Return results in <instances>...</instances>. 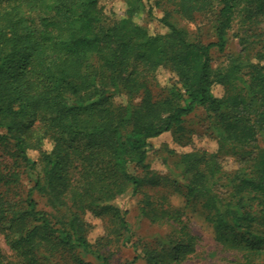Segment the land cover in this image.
Listing matches in <instances>:
<instances>
[{
    "label": "trees",
    "instance_id": "1",
    "mask_svg": "<svg viewBox=\"0 0 264 264\" xmlns=\"http://www.w3.org/2000/svg\"><path fill=\"white\" fill-rule=\"evenodd\" d=\"M103 1L0 0V235L15 256L0 244V264H94L86 253L111 264L98 244L114 241L139 251L133 262L183 264L199 245L186 218L196 205L215 240L237 253L230 264H264V0H199L215 13L208 43L167 12L164 32L139 22L145 11L156 15L159 0H124L120 16ZM235 24L241 49L215 66L212 49L226 52ZM160 68L175 80L160 85ZM199 109L217 149L169 150L171 171L155 170L152 139L171 132L187 145V118ZM227 156L235 167L226 168ZM39 167L33 188L60 216L22 188L26 169ZM129 189L142 216L168 226L153 245L133 241L127 212L113 203ZM165 190L182 193L185 206H172ZM88 210L108 219L103 242L87 237Z\"/></svg>",
    "mask_w": 264,
    "mask_h": 264
},
{
    "label": "rangeland",
    "instance_id": "2",
    "mask_svg": "<svg viewBox=\"0 0 264 264\" xmlns=\"http://www.w3.org/2000/svg\"><path fill=\"white\" fill-rule=\"evenodd\" d=\"M161 8H156L155 16H150L148 12L141 14L139 22L146 23L153 32H164L167 28L162 25L159 18L167 12L169 18L179 28L186 30L189 37L193 40H201L203 42H211L216 40L215 34V13L213 10H206L202 3L198 0H159ZM105 13L111 16H120L125 11L124 0H105L103 1ZM107 23H111L110 20ZM240 32V24H235L229 31V41L225 53L220 52L217 48L212 49L215 66H220L227 63L228 55L237 54L241 45L237 37ZM98 64L96 56H91L86 64V68L94 69ZM173 72L166 68L158 70V79L160 85H167L175 80ZM153 89L157 95L162 94L159 86L153 85ZM224 89L222 86L215 88L217 95L223 94ZM119 102L127 103L128 96L126 94L117 95ZM204 111L201 109L191 114L187 118L186 126L189 130L190 141L187 145H183L174 141L171 132H165L162 135L153 138V149L149 150L148 160L155 170L162 173H169L171 169L164 163L165 157L169 156V150H175L178 154L192 149H200L206 151H215L217 149V141L212 137V132L208 130L207 124L204 120ZM50 147V143L46 144ZM30 157L36 159L38 152L31 150ZM234 157L227 156L225 160L226 168H233L236 166ZM39 168L26 169L23 173L22 188L26 193L31 191V195L39 203V208L60 216V212L56 211L49 200L42 195L37 189H34L35 180L38 176ZM159 193V192H158ZM169 195V200L172 206L183 208L185 206V197L182 193L177 191L165 190ZM140 195H135L129 189L124 194L115 198L113 203L127 212L129 224L134 232L133 241L141 239L148 244H155L158 235L167 232L168 226L151 223L148 218L140 214ZM64 212V211H63ZM65 213V212H64ZM186 218L189 220L195 234L199 236V245L197 252L193 257L184 262L183 264H230V259L235 258L237 253L222 248V246L215 240V232L211 224L205 221L202 209L199 205L194 208H188ZM82 223L85 230H87V237L92 243H99L106 238L108 233L109 224L108 219L97 217L92 211H87L82 214ZM103 242V241H102ZM107 242V241H106ZM0 244L5 253L11 258L15 259L9 246L6 244L2 235H0ZM102 251L109 256L111 264H145L141 258L133 262L138 254V250L133 245H122L118 242L102 245L98 244ZM86 260L92 261L94 264H99V260L91 253H86L83 256ZM60 264H64V257H59ZM57 259V260H59Z\"/></svg>",
    "mask_w": 264,
    "mask_h": 264
}]
</instances>
